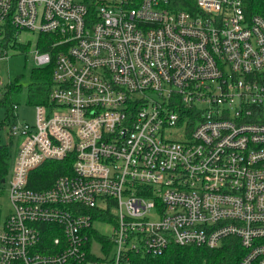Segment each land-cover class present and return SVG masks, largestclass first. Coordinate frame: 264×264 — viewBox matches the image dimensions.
Listing matches in <instances>:
<instances>
[{
    "label": "built area",
    "instance_id": "1",
    "mask_svg": "<svg viewBox=\"0 0 264 264\" xmlns=\"http://www.w3.org/2000/svg\"><path fill=\"white\" fill-rule=\"evenodd\" d=\"M250 1L0 0V28L51 36L32 61L53 64L34 123L7 125L0 264H131L227 238L239 264H264V15ZM47 162L64 173L33 189Z\"/></svg>",
    "mask_w": 264,
    "mask_h": 264
},
{
    "label": "trees",
    "instance_id": "2",
    "mask_svg": "<svg viewBox=\"0 0 264 264\" xmlns=\"http://www.w3.org/2000/svg\"><path fill=\"white\" fill-rule=\"evenodd\" d=\"M253 10L250 13H260L264 15V0H252L248 3ZM52 37L49 35H38L36 46L41 52L49 51ZM13 49L20 52L27 51V45L17 42V34L11 27L0 28V52H7ZM53 64L45 68H34L31 71L32 83L26 88V101L33 106L43 104L48 99V93L52 86ZM23 88L16 83L5 86L0 95V110L5 112L4 119L0 121V186L1 181L6 179L12 162L11 141L1 142V131L15 120V108L17 109V99ZM63 162H47L36 172V181L32 188L40 190L48 187L52 181L64 173ZM93 236L103 241L104 237L98 233ZM106 250L109 245L104 246ZM243 254L238 241L234 238H227L222 241L219 247L214 249L204 247H178L170 246L160 256H148L141 259L132 256L131 264H239Z\"/></svg>",
    "mask_w": 264,
    "mask_h": 264
},
{
    "label": "rangeland",
    "instance_id": "3",
    "mask_svg": "<svg viewBox=\"0 0 264 264\" xmlns=\"http://www.w3.org/2000/svg\"><path fill=\"white\" fill-rule=\"evenodd\" d=\"M38 36L35 33L22 32L17 36V42L27 45L26 52L18 50H7V57L0 60V95L2 94L6 85L16 83L23 88L22 93L17 99V109L14 112L18 121L28 124H33L35 119V108L32 104L26 101V88L32 83L31 71L36 68L32 61V51L37 42ZM5 112L0 110V121L4 119ZM8 127L5 126L1 131V142L8 143ZM18 141H13V148L16 150ZM9 176L6 178V183L0 192V204L7 209L8 191L7 185ZM101 233L108 229L104 226H96Z\"/></svg>",
    "mask_w": 264,
    "mask_h": 264
},
{
    "label": "water",
    "instance_id": "4",
    "mask_svg": "<svg viewBox=\"0 0 264 264\" xmlns=\"http://www.w3.org/2000/svg\"><path fill=\"white\" fill-rule=\"evenodd\" d=\"M5 182V180L3 179L2 181H1V183H4Z\"/></svg>",
    "mask_w": 264,
    "mask_h": 264
}]
</instances>
